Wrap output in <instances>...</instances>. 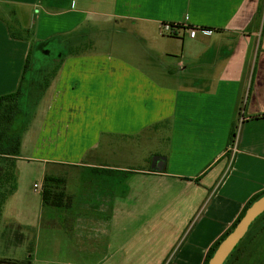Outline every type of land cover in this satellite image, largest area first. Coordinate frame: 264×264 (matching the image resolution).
Returning <instances> with one entry per match:
<instances>
[{"label": "crops", "instance_id": "crops-1", "mask_svg": "<svg viewBox=\"0 0 264 264\" xmlns=\"http://www.w3.org/2000/svg\"><path fill=\"white\" fill-rule=\"evenodd\" d=\"M96 28L113 59L69 52ZM48 41L25 74L0 259L33 238L32 264H203L264 192V0H0V97ZM46 176L64 182V207L43 205Z\"/></svg>", "mask_w": 264, "mask_h": 264}, {"label": "trees", "instance_id": "trees-1", "mask_svg": "<svg viewBox=\"0 0 264 264\" xmlns=\"http://www.w3.org/2000/svg\"><path fill=\"white\" fill-rule=\"evenodd\" d=\"M28 58L24 65L21 83L15 93L0 97V213L6 198L13 195L16 191V181L14 175L15 160L19 157L20 142L22 139V114L20 104L23 102L25 89V74L28 68ZM237 137V129L235 125L231 126L229 133L228 145L234 144ZM264 192L252 197L243 208L238 219L231 225L223 237L210 247L204 263L207 264L209 258L216 251L219 243L235 228L236 224L245 214L248 207L261 198ZM64 182L57 178L44 177L41 199L43 205L48 207H64ZM264 216V213L251 223L249 230L244 238L239 242L237 247L227 257L224 264H264V226L256 233L250 234V230L255 223ZM34 251V239L31 238L27 244L24 258L20 260H1L0 264H32V253Z\"/></svg>", "mask_w": 264, "mask_h": 264}, {"label": "rangeland", "instance_id": "rangeland-1", "mask_svg": "<svg viewBox=\"0 0 264 264\" xmlns=\"http://www.w3.org/2000/svg\"><path fill=\"white\" fill-rule=\"evenodd\" d=\"M13 31H15V33H21L18 30L12 29ZM98 28L95 29V31L92 30H88L87 31V35L85 38L81 39L78 41V45H76L77 47H75L74 49L69 48V52L71 53H77V55L80 54H85L86 57H92V58H102V57H106L108 55V57L110 56V58H114V54L116 53L115 51H111V45L108 42L109 35L108 32L103 31V32H98L97 31ZM51 43H54L52 41H48L46 43H32V50H31V55L29 57V64L32 65L36 64L37 65V58L38 53L40 52V50L37 48V46L40 45H47L50 46L52 45ZM51 47V46H50ZM49 51V54L47 55V57H54V61L56 59H60L61 55H59L58 53L54 54L52 53V51L50 49H46ZM63 53V52H62ZM81 56V55H80ZM46 58V57H45ZM44 61H51V60H44ZM51 74V72L49 73V75ZM49 79V76L47 77ZM42 102V101H41ZM31 107L30 111H26V116H27V120H25L26 123V129L28 130L29 133L26 134V137L24 135V148H23V155L26 156H33L35 151H36V139H37V134H35L33 131L36 129V127H38L42 121V115L44 112V108H45V104L42 102H38L36 105H34L33 107ZM42 153V152H40ZM0 168H3L2 164H0ZM30 166L29 168L26 167V170L29 171L30 173V177H31V183H35L37 181H35V178L37 176V174L35 172H31L30 170ZM1 175V173H0ZM264 226V216L258 220L254 227L250 230V234H254L256 233V231H258L261 227ZM230 264V262L228 263Z\"/></svg>", "mask_w": 264, "mask_h": 264}, {"label": "water", "instance_id": "water-1", "mask_svg": "<svg viewBox=\"0 0 264 264\" xmlns=\"http://www.w3.org/2000/svg\"><path fill=\"white\" fill-rule=\"evenodd\" d=\"M264 213V195L252 203L235 228L218 245L207 264H224L242 238L247 234L251 223Z\"/></svg>", "mask_w": 264, "mask_h": 264}, {"label": "built area", "instance_id": "built-area-1", "mask_svg": "<svg viewBox=\"0 0 264 264\" xmlns=\"http://www.w3.org/2000/svg\"><path fill=\"white\" fill-rule=\"evenodd\" d=\"M160 29H161L162 32H164V34H170V33L173 31L172 27H171L170 25L165 24V23L162 24V25L160 26ZM195 33H196V30H190V32H189V37H190V38H194ZM235 145H236V144L234 143V144L231 146V149H233V147H234Z\"/></svg>", "mask_w": 264, "mask_h": 264}]
</instances>
